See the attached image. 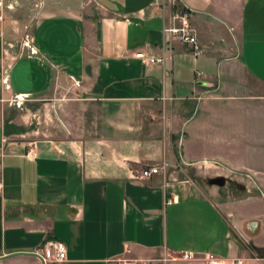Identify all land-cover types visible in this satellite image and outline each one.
Listing matches in <instances>:
<instances>
[{"label": "crops", "instance_id": "obj_1", "mask_svg": "<svg viewBox=\"0 0 264 264\" xmlns=\"http://www.w3.org/2000/svg\"><path fill=\"white\" fill-rule=\"evenodd\" d=\"M179 4L198 57L174 0L50 3L35 56L0 21V264H264V0Z\"/></svg>", "mask_w": 264, "mask_h": 264}, {"label": "built area", "instance_id": "obj_2", "mask_svg": "<svg viewBox=\"0 0 264 264\" xmlns=\"http://www.w3.org/2000/svg\"><path fill=\"white\" fill-rule=\"evenodd\" d=\"M183 0H174V2H181ZM191 11L185 7H182L181 11L175 12L172 16V21L168 27L164 29V33L168 36V41H177L183 45H188L192 48V53L195 57L200 56L203 53V48L198 42L194 29L190 24ZM23 47L29 51V54L35 56L38 54V50L35 47V38L33 35H27L26 40L23 42ZM138 58L145 64H163L165 62L164 57H155L148 53H140ZM203 72H198L197 77H202ZM25 97L18 95L15 98L18 107H22ZM164 169V166H151L142 172V179H149L153 175L160 174ZM34 256L39 258L42 264H54L62 263L67 259V247L59 240L49 239L42 247L33 252ZM185 259L193 260V254H184ZM208 264H219L214 256L208 258Z\"/></svg>", "mask_w": 264, "mask_h": 264}, {"label": "rangeland", "instance_id": "obj_3", "mask_svg": "<svg viewBox=\"0 0 264 264\" xmlns=\"http://www.w3.org/2000/svg\"><path fill=\"white\" fill-rule=\"evenodd\" d=\"M76 1L78 2L79 0H0V21L5 20L14 27L22 29L20 32L21 35L17 36V38L21 40L20 42L23 45L26 36L32 33L35 24L45 16L50 3L55 5L56 9H58ZM179 3L180 2H174L176 12H180L183 7ZM25 50L28 51L27 49ZM25 101L22 107H18L16 102H14V105L19 110H22L25 108ZM169 258H174L175 261H189V259L184 258V255H173V257L169 256Z\"/></svg>", "mask_w": 264, "mask_h": 264}, {"label": "water", "instance_id": "obj_4", "mask_svg": "<svg viewBox=\"0 0 264 264\" xmlns=\"http://www.w3.org/2000/svg\"><path fill=\"white\" fill-rule=\"evenodd\" d=\"M211 184L216 185V186H223L225 184V179L223 177L213 179L211 181ZM31 255H34V254H31Z\"/></svg>", "mask_w": 264, "mask_h": 264}]
</instances>
